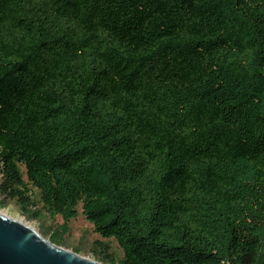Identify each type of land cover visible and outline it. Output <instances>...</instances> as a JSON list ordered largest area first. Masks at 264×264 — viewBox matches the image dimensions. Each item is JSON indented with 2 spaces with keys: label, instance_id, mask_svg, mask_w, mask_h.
I'll return each mask as SVG.
<instances>
[{
  "label": "trees",
  "instance_id": "trees-1",
  "mask_svg": "<svg viewBox=\"0 0 264 264\" xmlns=\"http://www.w3.org/2000/svg\"><path fill=\"white\" fill-rule=\"evenodd\" d=\"M33 194L119 264H264V0H0V196Z\"/></svg>",
  "mask_w": 264,
  "mask_h": 264
},
{
  "label": "rangeland",
  "instance_id": "rangeland-1",
  "mask_svg": "<svg viewBox=\"0 0 264 264\" xmlns=\"http://www.w3.org/2000/svg\"><path fill=\"white\" fill-rule=\"evenodd\" d=\"M33 195L35 205L26 210H22L14 201L0 196V213L33 227L44 240L59 248L100 264H119L122 252L116 242L113 239H103L94 233L92 226L82 217L80 208L78 216L73 219L48 215L38 204L37 194ZM31 213H35L36 217H31ZM105 246L108 258L102 252ZM260 258L264 260V244Z\"/></svg>",
  "mask_w": 264,
  "mask_h": 264
},
{
  "label": "water",
  "instance_id": "water-1",
  "mask_svg": "<svg viewBox=\"0 0 264 264\" xmlns=\"http://www.w3.org/2000/svg\"><path fill=\"white\" fill-rule=\"evenodd\" d=\"M0 264H100L44 240L31 227L0 213Z\"/></svg>",
  "mask_w": 264,
  "mask_h": 264
},
{
  "label": "bare ground",
  "instance_id": "bare-ground-1",
  "mask_svg": "<svg viewBox=\"0 0 264 264\" xmlns=\"http://www.w3.org/2000/svg\"><path fill=\"white\" fill-rule=\"evenodd\" d=\"M18 222H21L22 224H24V225H27V224H25V223H23L21 220H18ZM28 227H31V226H29V225H27ZM32 229H34L33 227H31Z\"/></svg>",
  "mask_w": 264,
  "mask_h": 264
}]
</instances>
